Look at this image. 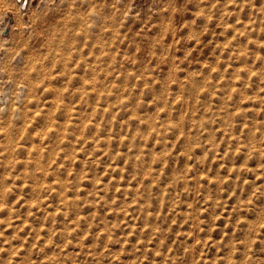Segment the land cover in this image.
I'll return each instance as SVG.
<instances>
[{"label": "rangeland", "instance_id": "374dc122", "mask_svg": "<svg viewBox=\"0 0 264 264\" xmlns=\"http://www.w3.org/2000/svg\"><path fill=\"white\" fill-rule=\"evenodd\" d=\"M0 264H264V0H0Z\"/></svg>", "mask_w": 264, "mask_h": 264}, {"label": "snow or ice", "instance_id": "6c2138e0", "mask_svg": "<svg viewBox=\"0 0 264 264\" xmlns=\"http://www.w3.org/2000/svg\"><path fill=\"white\" fill-rule=\"evenodd\" d=\"M19 2L23 4V3H25V0H19ZM9 15H11V14H9Z\"/></svg>", "mask_w": 264, "mask_h": 264}]
</instances>
